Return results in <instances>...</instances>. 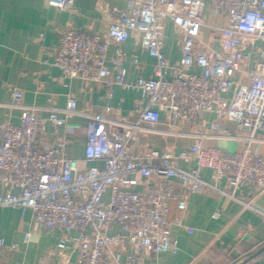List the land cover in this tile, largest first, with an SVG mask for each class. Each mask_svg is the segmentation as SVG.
I'll list each match as a JSON object with an SVG mask.
<instances>
[{
    "label": "built area",
    "instance_id": "obj_1",
    "mask_svg": "<svg viewBox=\"0 0 264 264\" xmlns=\"http://www.w3.org/2000/svg\"><path fill=\"white\" fill-rule=\"evenodd\" d=\"M48 3L65 10L68 0ZM208 11L227 22L207 24ZM169 19L182 39L180 58L173 63L163 50ZM58 34V44L49 53L64 77L137 91L143 101L139 119L131 122L111 104L107 112L118 118L80 110L73 96L61 109L24 103L22 92L12 90L20 119L0 121V208L29 210L35 225L60 233L58 264H139L154 254H176L180 247L173 227L181 219L169 217L173 200L185 213L195 192L218 191L245 207L251 202L238 196L243 188L254 196L264 192V153L254 148L257 134L264 132V48L248 54L243 49L252 39H264V0H128L104 33L67 23ZM130 38L155 58L154 77L129 78L127 53L120 46ZM112 44L118 47L110 55ZM253 57L255 63L246 72L250 84L238 85L227 98L235 74ZM133 65L142 67L138 59ZM163 112L170 116L171 129L177 122L214 114L213 121L201 123L209 131L195 134L236 138L243 147L230 153L205 146L198 138L177 153L146 146L134 153L141 133L158 131ZM74 115L86 120L83 160L102 166L81 167V159L66 153L73 128L57 133ZM224 120L234 122L243 134L234 135ZM48 134L56 136L50 141ZM180 160L195 165L185 168ZM205 169L211 170L210 180L202 176ZM175 184L185 189L182 197L175 193ZM114 226L120 230L112 232ZM31 236L27 231L25 242ZM18 248L0 239V254ZM50 255L40 264H50Z\"/></svg>",
    "mask_w": 264,
    "mask_h": 264
},
{
    "label": "crops",
    "instance_id": "obj_2",
    "mask_svg": "<svg viewBox=\"0 0 264 264\" xmlns=\"http://www.w3.org/2000/svg\"><path fill=\"white\" fill-rule=\"evenodd\" d=\"M128 0H68L65 10L51 7L48 0H0V121L19 122L20 109L13 105L12 90L18 89L23 94V102L34 105H52L64 108L70 96L76 98L80 110L106 118H118L107 112V105L119 107L120 112L133 122L140 116L139 107L143 104L141 94L126 90L119 86L100 85L81 78H66L61 69L52 65L51 49L58 44L59 30L63 25L72 23L82 30L104 33L107 22L127 8ZM220 20V21H219ZM207 24L221 22L225 18L207 12ZM207 36L208 30L204 28ZM164 53L166 58L175 62L181 55V37L174 30V23L167 20L164 30ZM264 48V39H252L245 43L246 54L258 47ZM117 44L109 47L112 55ZM127 53L126 67L129 78L139 76L154 77L155 58L150 56L133 38L121 46ZM133 59L142 63L135 69ZM255 63L254 57L249 59L241 71L234 76L231 89L225 93L227 98L233 96L235 88L240 84H250L246 72ZM193 71H199L197 67ZM168 76H172L169 71ZM110 91L113 95L110 96ZM214 114L207 113L198 121L179 123L171 129L168 113H162L158 131L141 133L140 140L133 147L137 153L141 147L174 152L188 148L193 142L202 141L205 146L219 147L230 153L240 150L243 142L236 138H217L195 134L196 130L209 131V126L202 127L204 121L211 122ZM223 125L234 135L243 134L234 122L224 120ZM71 126L73 133L70 144L66 148L69 156L77 157L81 167L102 166L100 161L87 162L85 154L86 120L82 115L67 118L66 124L59 128L57 135L66 133ZM52 130L51 123L47 126ZM171 130L173 133L167 131ZM56 135L48 134V140ZM259 141L254 145L256 151L264 153V132L257 134ZM182 167L194 166L195 162L179 161ZM205 180L211 179V170L202 173ZM138 188H141L139 186ZM2 187H0V192ZM174 191L182 197L185 189L175 184ZM250 189L243 188L239 197L250 200L251 205L245 207L241 202L228 198L218 191L210 190L190 194L187 211L180 212L177 200L171 202L170 219H181L174 225L173 233L179 242L176 254L158 253L148 256L139 264H239L248 255L264 245V192L254 196ZM114 226L112 232L119 231ZM27 231L32 232L29 242L24 237ZM0 239L6 245L18 244L17 250H7L0 254V264H40L46 253L50 264H58L57 252L63 243L58 232H46L33 222L32 212H23L16 208H0ZM65 251V250H64ZM246 264H264V252Z\"/></svg>",
    "mask_w": 264,
    "mask_h": 264
},
{
    "label": "water",
    "instance_id": "obj_3",
    "mask_svg": "<svg viewBox=\"0 0 264 264\" xmlns=\"http://www.w3.org/2000/svg\"><path fill=\"white\" fill-rule=\"evenodd\" d=\"M262 252H264V245L261 246L259 249H257L254 252H249L247 257L239 264H246L247 262H249L250 260L254 259L255 257H257L259 254H261ZM236 264V263H234Z\"/></svg>",
    "mask_w": 264,
    "mask_h": 264
},
{
    "label": "rangeland",
    "instance_id": "obj_4",
    "mask_svg": "<svg viewBox=\"0 0 264 264\" xmlns=\"http://www.w3.org/2000/svg\"><path fill=\"white\" fill-rule=\"evenodd\" d=\"M220 21V20H219ZM216 23H221V22H216ZM221 24H223V23H221Z\"/></svg>",
    "mask_w": 264,
    "mask_h": 264
}]
</instances>
